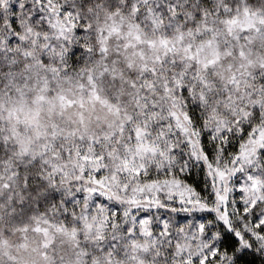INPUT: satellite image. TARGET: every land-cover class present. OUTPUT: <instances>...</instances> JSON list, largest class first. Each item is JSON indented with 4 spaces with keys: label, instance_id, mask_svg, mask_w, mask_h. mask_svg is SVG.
Instances as JSON below:
<instances>
[{
    "label": "snow or ice",
    "instance_id": "snow-or-ice-1",
    "mask_svg": "<svg viewBox=\"0 0 264 264\" xmlns=\"http://www.w3.org/2000/svg\"><path fill=\"white\" fill-rule=\"evenodd\" d=\"M0 264H264V0H0Z\"/></svg>",
    "mask_w": 264,
    "mask_h": 264
}]
</instances>
